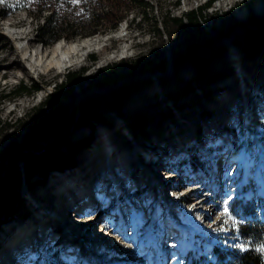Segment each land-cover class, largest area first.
Instances as JSON below:
<instances>
[{
	"label": "rangeland",
	"instance_id": "1",
	"mask_svg": "<svg viewBox=\"0 0 264 264\" xmlns=\"http://www.w3.org/2000/svg\"><path fill=\"white\" fill-rule=\"evenodd\" d=\"M208 1L210 0H146L147 4L141 6L137 0H118L116 2L117 6L114 7L112 2L103 0L101 5H98L99 11L104 13L113 11V14L109 16L110 20L103 27H107V31L88 36L89 38H95L98 35L99 37L108 36L107 40L104 41L103 51L90 53L83 63L68 66L61 73L52 70L49 75L36 76L35 79L29 78L30 80L23 75L21 78L11 76L12 73L21 75L20 70L9 71L8 75L4 77L0 69V152L10 144L18 143V140L24 135L31 123L30 119L33 111L55 91L56 84L61 83L69 72H79L85 68L83 78L87 82L88 79L95 77L102 67L115 64L123 65L126 62L130 64L138 59H149L152 66L164 61H167L169 65L170 61L172 66L175 67L176 61L184 59L195 44L194 39L176 24L175 19H184L189 13L196 11L200 15L201 26L206 33H210L211 26L214 23H217L219 19L222 21L229 15L233 14L237 19L246 21L250 14L249 6L251 4L254 12L259 17L264 15V10L261 13L257 11L258 4L264 6V0H213L212 5L207 7L206 3ZM201 8H204V10ZM239 11H246L244 18L238 16ZM118 18L120 22L114 28L115 25L113 24ZM36 23L41 25L42 20H33L25 11L4 18L0 17V47L6 44L0 56L14 52V43L10 39L4 38L2 34L10 25V30L14 33L16 41L22 46L25 47L32 43L36 49L52 47L54 44L47 45L41 41V37L37 33ZM88 24L89 22H87V26ZM123 25L125 31L120 32ZM90 27L83 31L78 30L82 33H88L92 30ZM190 28L197 30L196 26ZM73 31L76 30L68 31V34H72ZM88 37L83 38L78 35L75 40H61L72 42ZM232 41L224 44L228 49L229 56L226 57V61H222L223 59L218 61V58H216L218 53L210 54L208 57L216 58L209 62L210 65L217 62L214 69H217L221 64L226 69L225 77L209 86L212 88L211 91L208 86L200 87L194 83V91L189 90L179 99H173L169 94L184 91L192 79L197 76V70L193 65L176 72L156 69L152 71V74L149 73L144 77L140 76V78L147 80L148 84L144 89L132 94L125 102L124 113L126 119L111 113L112 118L107 117L103 124L95 123L94 128L89 125L82 127L74 125V128L69 132V139L73 144H78L92 137V135H94V138L77 152L73 167L62 172L54 170L50 172L46 180L36 175L30 182L23 181L21 183L19 188L20 200L14 209L13 215L11 217L3 216L0 225V254L4 252L2 256L0 255V263L3 259H8L7 250L9 248L13 249L14 245L27 240L26 238L33 234L36 219L44 218L43 223L47 224L49 230L52 226L56 227L51 221L59 207L56 202L57 198H54L55 196L59 195L58 200L64 202L63 206L73 210L75 199L70 195L68 196V189L75 187L79 180L83 179V182L87 185V193L93 195L91 194V188H94L96 191L94 195L98 197V200L95 198V205L89 214L86 213L85 215L84 221L86 224L82 233L85 239H80L77 235H74L76 242L72 247L65 244L61 236L50 233L49 248H45L42 244L35 243L39 237L38 235L34 236V240H31L32 250L23 256L30 259L26 264H156L158 259L162 261L161 264H165L175 253L173 247L167 246L170 243V235L160 241L159 245L161 247L154 243L155 241H150L152 242L150 244L144 242V244L139 245V240L148 237V235L146 237L148 232L146 228L149 227L147 222L151 221L154 216L153 213H149L150 204L152 205L155 200L152 193H155L156 188H161L153 183L150 184L152 180L150 177L151 171L155 173L161 184L169 188V193L163 198L159 197V199L169 197L175 203L173 209L180 212V218L183 221L187 220L185 229L182 227L174 232H179L181 235V237L178 236L179 245L176 248L178 254L182 258L186 254L191 257V259H187L185 264H190L192 261L197 262V264L204 263L203 261L209 258L207 254L213 252L210 245L213 244L215 247V245H219L218 241H221L220 243L223 245L225 244L223 248L234 245L236 242L232 240L228 229L234 216L229 211L227 214L224 212L226 206L222 200V195H220L222 191L219 190L214 194L208 189L214 183L211 179H209V183L208 178H212V175L217 173L215 170L201 169V166L194 163V160L198 161L200 159L208 163L206 158H218L217 156L221 160L220 155L225 154L226 150L238 151V158H240L243 149H246L247 140L248 144L251 142L247 138L246 130L242 127L244 118L242 99H246L247 89H243L246 78L245 81L250 86L247 91L248 99L252 103H256L261 108L260 111L264 113V56L247 61L243 52L232 45ZM125 45H128L131 50L128 57L113 60L104 66L98 67V61L104 55ZM220 45L223 44L220 43ZM91 55H95L98 60L92 61L90 59ZM206 55L204 54L201 57L206 58ZM232 64L236 65L234 69H230ZM81 82L82 85L78 87V92H81V95L75 105L80 104L86 95L83 92L86 83L82 80ZM35 83L42 85L41 91L19 97H5L6 95L13 96L14 91L22 84L31 86ZM94 92L100 91L96 90ZM92 93L87 94L91 95ZM64 102L70 108L74 107L73 103ZM146 107H151L153 112L170 111L171 118L164 124L165 137L161 138L159 135H153L147 143H143L140 138L137 139L132 133L133 126L129 119L132 117V113ZM221 119L223 123H220ZM197 124L202 130L203 140H201L203 146L200 145L201 143L198 144L201 141L198 140L200 130H196ZM256 127L255 131L258 130L260 133L256 132L251 136L254 139L257 134H262L259 138H262L264 143V117L259 119ZM134 138L138 142L140 141L139 145L142 147L138 158L133 156V150H131L135 145ZM245 139L246 141H244ZM242 141L243 143H241ZM256 142L254 146L257 145ZM154 147L156 149H153ZM212 147H218L219 151H222L216 154L212 149L210 150ZM61 148L66 152L68 151L64 147ZM101 148L107 155H111L114 149L117 148L116 153L124 152L130 157L128 158L129 172L126 176L128 180L126 181V184H128L126 185L127 189L122 188V191H120L122 200L117 201L115 196H109L111 193L108 192L110 182L107 178L104 179L103 173H101L102 169L100 170V168L105 164L107 156H99L96 159L93 157ZM165 150L168 151V156H166ZM206 152H209L210 155ZM233 165L234 162L228 164L226 172ZM208 166L211 168L212 164L208 163ZM254 167L253 163L250 165L245 163L242 171L238 172L243 174V185H246L244 180L246 183L250 179L255 182L262 176L257 175L258 172ZM164 168L169 173H174L175 176L169 179L166 172H164ZM142 170L146 176L142 180H138V171L141 172ZM232 171V169L229 171L230 174H232ZM115 174L118 177L117 179H121L123 182L125 178L123 172H115ZM110 176L112 177L108 178L114 179L113 174ZM262 179L264 180V177ZM88 182L90 186H88ZM226 182V187H229L230 182ZM100 185H104L103 189L96 190ZM189 187L193 188L194 191H188ZM258 189L260 194L264 195V188L259 186ZM81 192V189L75 190L77 195H80ZM253 192H248L249 194L244 196V199H251ZM89 199L88 196L87 202H90ZM198 202L202 204H197ZM121 204L128 205V207L140 204L141 208L143 206L144 210L141 214L144 223H141L136 232L133 231L130 224L124 222L123 218L120 222H116L117 209ZM72 213L68 211L67 214L70 223L76 219V216L75 219L72 218ZM80 216L78 213V217ZM70 223L69 226L71 227ZM118 223L122 225H118ZM104 227L106 232L102 234ZM46 232L48 234V230ZM89 241L103 246L96 248L94 253L77 260L80 257L79 251L85 248ZM75 252L78 253L74 255ZM146 254L148 257H146ZM177 264H184V260Z\"/></svg>",
	"mask_w": 264,
	"mask_h": 264
},
{
	"label": "trees",
	"instance_id": "2",
	"mask_svg": "<svg viewBox=\"0 0 264 264\" xmlns=\"http://www.w3.org/2000/svg\"><path fill=\"white\" fill-rule=\"evenodd\" d=\"M102 1L78 0L77 4H73L70 0H0V17L27 12L33 20H42L41 25L36 23L41 41L53 45L61 39L75 40L78 35L84 38L106 32L107 27H103L110 20L109 16L113 11L100 12L98 5H101ZM106 1L112 2L114 7L117 6L118 0ZM137 2L141 6L147 4L146 0ZM211 5L212 2L208 3L207 7ZM249 11L250 17L246 21L238 20L233 14L223 19L218 38L204 33L200 15L196 11L189 13L187 18L197 30H192L182 18L175 19L176 24L195 41L191 51L184 59L176 61V65L180 66L183 62L191 60V64L197 70V76L181 93H170L171 98L179 99L189 90L194 91V83L200 87L208 86L211 91L212 88L209 86L225 77L226 69L222 64L221 67L214 69L217 62L212 65L209 62L216 58L218 61L222 59L226 61L228 49L225 45H220L226 39L235 36L232 43L239 47L247 61L264 56V15L257 16L252 4ZM118 20L119 18L113 24L114 28L120 22ZM88 27L92 29L88 33L78 30L83 31ZM74 29L76 31L68 34V31ZM201 52H206L207 57H201ZM213 53H218V57L208 58ZM90 59L98 60L95 55H91ZM167 67V61L152 66L149 59H138L130 64L126 62L123 65H108L87 82L83 78L85 68L79 72H69L61 83L56 84L55 91L31 114V123L18 143H12L0 152V225L3 216L13 215L20 200L19 188L23 181L30 182L36 175L46 180L50 172L54 170L62 172L74 166L77 152L94 138L92 135L78 144H73L69 139V132L74 125L77 127L89 125L94 128L95 123L103 124L107 117L112 118L111 113L126 119L125 102L148 84V81L140 76L156 69L165 70ZM124 70L128 71L127 74L123 72ZM81 80L86 83L83 88L86 95L80 104L75 105L81 95V92H78V87L82 85ZM41 90L42 85L39 83L31 86L22 84L14 91L13 96L5 97H19ZM96 90L100 92H94ZM90 92L93 93L87 94ZM196 98L199 99L197 96ZM64 101L73 103L74 107L70 108ZM131 116L129 120L133 126L132 133L137 139L140 138L143 143H147L153 135L165 137L164 124L171 118V112H153L151 107H146L132 113ZM198 130L201 137L202 130L200 127ZM164 152L166 154V150ZM248 209L247 206L243 208L244 212ZM236 220L232 228V233L238 237L236 243L223 249L221 245H215L216 262L212 264H264V221L255 217Z\"/></svg>",
	"mask_w": 264,
	"mask_h": 264
},
{
	"label": "bare ground",
	"instance_id": "3",
	"mask_svg": "<svg viewBox=\"0 0 264 264\" xmlns=\"http://www.w3.org/2000/svg\"><path fill=\"white\" fill-rule=\"evenodd\" d=\"M210 2L213 3V0L208 1V3H210ZM208 3H206V5H208ZM263 10H264L263 4H258L257 11L259 13H261V12H263ZM245 15H246V11H239L238 12V16L240 18H244ZM249 17H250V14H249ZM249 17L247 19H249ZM183 20L190 27H194L193 24H190V21L187 17H185ZM6 26H7V23H6ZM10 28H11V25L8 26V28L5 31L2 32L4 38L10 39V41H12L14 43V47H13L14 52H11L10 54H6L4 56H0V69L2 70L4 77L7 76L8 72L12 71V70L13 71L14 70H20L22 72L21 75H14L11 72L12 77L21 78L23 75V76H27L28 79L29 78L35 79L36 76L39 77L41 75H49L52 70H56L57 73H61L62 70L68 66L77 65V64L79 65V64L83 63L84 60L86 59V57L90 53L103 51L104 41H106L108 38V36L99 37V35H98L95 38H89L88 37V38H85L82 40L72 41V42H65V41L60 40V41L56 42L50 48L47 47V48H37L36 49L32 45V43H29L28 46L26 45L25 47L22 46L21 44H19L16 41L15 35L10 30ZM220 29H221V20L219 19V21L217 23H214L211 26L210 33L209 32L206 33L205 30H204V33L206 35H210V36H213L215 38H218ZM124 31H125V26L123 25L120 32H124ZM233 38H235V36H233L230 39H227L226 43H222V44L223 45L227 44L228 41L229 42L232 41ZM5 45L0 47V54L2 53V50L4 49ZM232 45H233V43H232ZM234 47L237 48L238 50H240L239 47H236V46H234ZM129 51H131L129 46L125 45L118 50H114V51L104 55L102 57V59H100L98 61V67L104 66L113 60H119L121 58L128 57L130 55ZM202 53H206V52H201L200 56L204 55ZM191 65L192 64L190 63L188 66H191ZM188 66L183 68V69L188 68ZM234 66H236V65L232 64L230 69H234L235 68ZM167 70H169L168 72H173V71L176 72V70L174 69V67L170 63V61H169V65L165 69V71H167ZM123 72H125L127 74V72L125 70ZM245 80H244L245 85H244L243 89L245 88L248 91L250 86H249L248 82ZM247 91H246V99H244V100L242 99V105H243V109H244V110H242V113L244 114L242 127L246 130L247 138L249 140H251L252 143L250 142L248 144V140H247V144H246L247 146L245 147L246 149H243L242 155L240 156V158H238V151H235V150L234 151L226 150L225 154L223 153L222 155H220L222 157L221 160H220L219 156H217L218 158L214 157L212 159L206 158L208 163L210 165L212 164L211 168H209L210 166H208V163L206 161H204V160L201 161L202 159H200L198 161L194 160V163H196L197 165L202 167L201 169H206V170H211V171L215 170V172L217 173V174H213L212 178H208L209 183H210L209 179H211V181H214V183H212L210 185L211 188H208V189H209V191H211L214 194L219 192V190L222 191V192H220V195H222V200L224 201V204H225L226 208L228 209V211L231 212L234 216L233 222L231 223V225L228 226L229 227L228 229L230 230V233H231L232 240L234 242H236L237 238H238L237 236H235L232 233V230H233L232 228L237 221L236 218H240L241 220H245V219L255 217L258 220L264 221V195H261L260 190L258 189L259 186H260V188L261 187L264 188V180L262 179L264 177V146H263L264 143H263L262 138H259L262 134H257L256 136H254L255 137L254 139L251 136V134L254 135L253 133H256V132L260 133V131H258V130L255 131L257 128L256 124H258L260 118L263 119L264 113L260 111L261 108L258 107L256 105V103H252L248 99ZM221 99H223V98H221ZM220 123H223L222 119H221ZM198 127L199 126L197 124L196 130H198ZM213 128H215V127H213ZM202 136L200 137L198 135V140L201 141V142L198 141L199 142L198 144L201 143L200 145L203 144L202 143V140H203ZM134 139L135 140H133V141H135V145H134V147H132L131 150H133L132 151L133 156L138 158L140 149H142V147L139 145L140 141L138 142L136 140V138H134ZM252 139H253V141H252ZM244 141H246V139ZM255 141H257L256 146H254ZM219 143H222V142H219ZM241 143H243V141ZM253 146H254V148H252ZM102 148L93 157H94V159H96L99 156H101V157L107 156V158H105V160H106L105 164L103 166L101 165L102 166V168H100V170L102 169L101 173H103V178L104 179L107 178L110 182V189L108 192L109 193L111 192V193L109 196H115L117 201L122 200V197H121L122 194L120 193V191H122V188L127 189L126 185H128V184H126V181H128V180H127L126 176L128 175V172H129V170H128V167H129L128 166V158H130V157H128V154H124V152L116 153L117 148L114 149V151L112 152L111 155H107V153L105 151H103ZM211 149L216 154H219L222 151V150L219 151L218 147H212V148H210V150ZM206 153H208L210 155L209 152H206ZM166 156H168V151H166ZM231 162H234V165L232 166V168L230 167V170L231 169L233 170L232 174H230V172H229L230 170H228L226 172V166L228 164H230ZM245 163L248 165L253 163L255 165L254 169L256 170V172H258L257 175L259 174L262 176L259 179L255 180V182L252 179H250L249 182L246 183L244 180V183L246 185H243V183H242L243 174L238 173V172L242 171ZM193 165L195 166V164H193ZM115 172H120V173L123 172V177H125L123 182L121 181V179H117L118 177H116ZM164 172H166V176L169 177V179L173 178L175 176L174 173H171V172L169 173L168 170H166V168H164ZM112 174H113L114 179L108 178V177H112V176H110ZM133 175H134V173H133ZM145 176L146 175L144 174L143 170L141 172L138 171V174H137V177L139 178L138 180H142L143 177H145ZM150 177L152 179L150 181V184L153 183V184H155V186L161 187V188L155 189L156 195H155V193H152V194H154L155 200L153 201L152 205L150 204L149 213H151V214L153 213L154 216L151 218V221L149 220V222H147L149 227L146 228L148 230L146 237L148 235V237H147L148 239L145 238L143 240H139V245L144 244V242L150 244L153 241H155L154 243L159 245V243L162 239H164L166 236L170 235V243H168L167 246L173 247L175 249L174 250L175 253L173 254L174 256H172L170 258L171 262L169 263V261H170L169 260L165 264H177L183 260H184V264H185L187 259L188 258L191 259V257H190V255L186 254L185 257L182 258L181 255L178 254L176 248L179 245L178 236L181 237V235L179 234V232H177L178 234L174 233V232L179 230V228H182V227L186 228L187 223H185V222L187 220L183 221V219L180 218V215H179L180 212L173 209L174 204H175L173 200H171L169 197L161 199L166 194L169 193V188H167L168 186L161 184L159 182L158 177L152 171H151ZM226 181L230 182L229 187H226V183H227ZM87 184H88V186H90L89 182ZM62 187H63V185H62ZM103 187H104V185H100L98 188H96V190L100 191L103 189ZM194 188H195V186H194ZM227 188H229V190H227ZM76 189L82 190L80 195H77L75 193ZM86 189H87V185H86V183L83 182V179L79 180V183L75 187L68 189L69 190L68 196L70 195L73 199H75V203L73 204V207H74L73 211L78 212L81 215L80 217L76 216L77 220L75 219V220H73L74 222H71V223L68 222L69 218H68L67 214H68V211L70 210V208L63 206L64 202L62 203V201L60 202L58 200L59 195L55 196L54 198H57L56 202H57V205L59 207H58V210L56 212V215L51 218V221L56 227L52 226L51 230H49V228L47 229V227H48L47 224L43 223L44 218L36 219L34 221L35 229L33 230V234L29 235L26 238L27 240H25L21 243L19 242L17 245H14L13 249L9 248L7 250V253L9 255V256H7L8 259H3L0 264H16V262H18L17 264H22V263L26 264V262H28L30 259L28 257H23V256L32 250L31 240L34 238V236H37V235L39 238L35 243H39V245L42 244L45 248H49L48 244L50 242L49 241V236H50L49 234L50 233L57 234V235L61 236L62 241L65 244L72 246V247L75 245L74 243L76 242L74 235H77L80 239L84 238V234H82L84 229H80L81 231H78V229H76V228L78 226L80 228H83L82 222L86 218L85 215H86V213L89 214V212L91 211V209L95 205L94 204L95 198L96 199L98 198L97 196L94 195V193L96 192L94 188H91V192H92L91 194H93V195H89L87 193ZM190 190L194 191L193 188L189 187L188 191H190ZM248 192H253L252 198L251 199H248V198L244 199V196L249 194ZM88 196L90 197L89 200H90L91 204H90V202H87ZM63 197H62V199H63ZM159 197H161L160 198L161 200L159 199ZM250 197L251 196L249 195V198ZM197 200L200 201L202 199H197ZM225 201H227V203H225ZM197 204H202V203L198 202ZM140 205L128 207V205L121 204L119 206V208L117 209L118 215L116 218V222H120L123 218L124 222L126 224L127 223L130 224V226L133 228V231L136 232V230L139 229V227L141 226V223L143 222V215L141 213L144 210V208H143V206L141 208ZM246 206L249 209L247 210V212H244L243 208ZM62 207H64V208H62ZM153 208H154V210H153ZM241 209H242V211H239ZM163 211H164V214H163ZM82 216H84V218H82ZM69 223L71 224V227L69 226ZM78 223H80V224H78ZM120 224L121 223H118V225H120ZM67 226L70 228H68ZM58 227H59V232H58ZM47 230H48V234L46 232ZM104 232H106V229H103V233L102 232L101 233L104 234ZM114 238H115V236H114ZM150 241H152V242H150ZM218 242H219V245H221V248H223L225 246V244H224V246H222V244L220 243L221 241H218ZM100 246H103V245L89 241V243L86 244V247L79 251L80 257H78L77 260L78 259L81 260V258H83L84 256H87V255L94 253L96 248H99ZM159 247H161V245H159ZM204 248H205V246H204ZM210 248H211V251H213V252L211 254H209V253L207 254V255H209V258L207 260L203 261L204 263L206 262V264H212V263L216 262V256H215L213 244L210 245ZM162 250H164V249H162ZM3 253L4 252H2L0 255L2 256ZM77 253L78 252H75L74 255H76ZM146 257H148L147 254H146ZM156 262H157L156 264L162 263V261L160 259H158V261H156ZM84 263H85V261H84ZM204 263H202V264H204ZM129 264H132V263H129ZM190 264H197V262L192 261Z\"/></svg>",
	"mask_w": 264,
	"mask_h": 264
},
{
	"label": "water",
	"instance_id": "4",
	"mask_svg": "<svg viewBox=\"0 0 264 264\" xmlns=\"http://www.w3.org/2000/svg\"><path fill=\"white\" fill-rule=\"evenodd\" d=\"M258 16V15H257ZM230 39V38H229ZM191 63V60H188V61H185V62H183L182 63V65H180V66H175L174 67V69L176 70V71H180V70H182L183 68H185V67H187L189 64Z\"/></svg>",
	"mask_w": 264,
	"mask_h": 264
},
{
	"label": "snow or ice",
	"instance_id": "5",
	"mask_svg": "<svg viewBox=\"0 0 264 264\" xmlns=\"http://www.w3.org/2000/svg\"><path fill=\"white\" fill-rule=\"evenodd\" d=\"M70 2L73 3V4H77V3H78V0H70ZM225 203H227V201H225ZM224 212H225V214H227L228 209L225 208V209H224Z\"/></svg>",
	"mask_w": 264,
	"mask_h": 264
},
{
	"label": "built area",
	"instance_id": "6",
	"mask_svg": "<svg viewBox=\"0 0 264 264\" xmlns=\"http://www.w3.org/2000/svg\"><path fill=\"white\" fill-rule=\"evenodd\" d=\"M226 41H227V39L222 41L221 43H226ZM202 54H207V53H202ZM167 71H169V70H167ZM149 73L152 74V72H147V73L143 74L142 77L149 75Z\"/></svg>",
	"mask_w": 264,
	"mask_h": 264
}]
</instances>
